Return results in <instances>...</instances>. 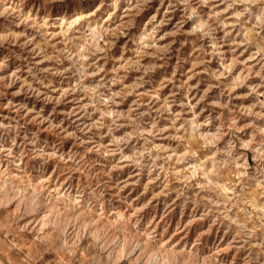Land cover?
I'll list each match as a JSON object with an SVG mask.
<instances>
[{
	"label": "rangeland",
	"instance_id": "rangeland-1",
	"mask_svg": "<svg viewBox=\"0 0 264 264\" xmlns=\"http://www.w3.org/2000/svg\"><path fill=\"white\" fill-rule=\"evenodd\" d=\"M0 264H264V0H0Z\"/></svg>",
	"mask_w": 264,
	"mask_h": 264
}]
</instances>
